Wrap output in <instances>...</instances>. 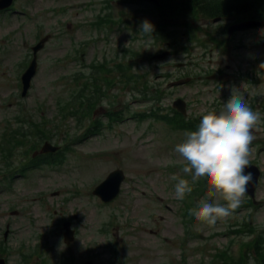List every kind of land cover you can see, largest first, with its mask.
Here are the masks:
<instances>
[{
  "label": "rangeland",
  "instance_id": "1",
  "mask_svg": "<svg viewBox=\"0 0 264 264\" xmlns=\"http://www.w3.org/2000/svg\"><path fill=\"white\" fill-rule=\"evenodd\" d=\"M146 5L110 0L108 9L105 0H16L12 10L0 13V141L5 130L19 125V116L45 122L54 132L49 141L64 147L61 164L28 168L23 175L19 163L29 160L25 147L16 150L8 168L0 162V257L7 264H220L214 256L220 250L228 248L237 257L240 244L258 233L264 244V25L248 26L228 40L227 33L219 31L232 20L213 23L201 13L173 19L155 8L145 12ZM106 12L116 19L121 16L131 27L91 25ZM145 19L164 25L161 28L171 34L164 35L165 42L175 45L171 56L153 64L151 55L170 47L161 45L159 36L151 44L145 42L140 36ZM189 21L195 22L205 42L190 46L192 54L185 52L187 40L182 37ZM45 35L49 39L38 53V72L28 95L22 97L24 65L32 58V46ZM127 47L140 52L134 57L140 64L135 70L146 73L145 85L161 94L144 98L120 82L117 71L108 73L118 84L97 101V109L115 111L118 121L98 114L103 117L95 127L98 134L71 141L82 137L86 124L78 128L76 119L59 124L65 102L92 80L94 62L111 60ZM84 69L91 71L85 74ZM218 70L232 76L226 82L218 77L210 80ZM102 73L97 67L96 79ZM166 73L170 78L165 80ZM178 79L184 82L169 85ZM236 90L261 114L249 157L262 170L257 202L247 207L246 194L231 217L209 227L186 215L207 195L206 181H193L184 174V162L174 150L190 130L172 127L166 118L175 116L171 107L177 97L187 101L186 118L195 122L209 111H220ZM158 113L165 120L139 116ZM117 169L125 174L120 194L105 203L93 191ZM173 176L193 185V192L182 201L175 197ZM64 220L76 229L69 244L63 237ZM245 222L255 227L253 232L244 227L243 233H234Z\"/></svg>",
  "mask_w": 264,
  "mask_h": 264
},
{
  "label": "clouds",
  "instance_id": "2",
  "mask_svg": "<svg viewBox=\"0 0 264 264\" xmlns=\"http://www.w3.org/2000/svg\"><path fill=\"white\" fill-rule=\"evenodd\" d=\"M155 26L145 19L140 25V36L145 42H154ZM264 65V64H262ZM85 74L90 69L83 70ZM261 114L253 111L239 90L233 91L222 109L209 111L199 120L196 130L185 132L183 142L175 146V152L184 162L182 169L193 181L203 178L207 183V195L199 200L189 214L199 222L214 227L218 221L231 217L242 205L248 185L253 180L250 165L254 129ZM175 197L184 200L193 192L188 179L172 177Z\"/></svg>",
  "mask_w": 264,
  "mask_h": 264
},
{
  "label": "trees",
  "instance_id": "3",
  "mask_svg": "<svg viewBox=\"0 0 264 264\" xmlns=\"http://www.w3.org/2000/svg\"><path fill=\"white\" fill-rule=\"evenodd\" d=\"M162 9L165 8L169 15L180 17H195L197 15L205 14L210 17L214 16H224V15H236L240 18H258L264 19V0H243V1H224V0H160ZM133 53V51H132ZM108 70L119 71L121 78L125 79L127 82L128 78L132 77V74L128 72L131 68V65H127L122 62L115 63L113 66L106 65L105 67ZM112 79V80H111ZM106 83L108 87L113 86L116 82L113 78H106ZM101 95V98L106 96L104 92ZM74 98L79 103L92 104V101L86 97L83 87H80L77 91L73 93ZM73 107L77 109L74 102L70 99L68 100L63 107V111L73 112ZM92 109V106H89ZM90 109V110H91ZM111 119L114 120V117L111 116ZM163 119V117H161ZM176 122V127H182L187 130H196L198 126V120L192 122L190 120H186V118L181 115L178 116V119H174ZM170 123H173L170 121ZM37 128V132H34L31 129V125L28 124V129H25V125L21 124L19 127H14L10 130H7L2 137V142H0V162H3L8 168L13 164V151L17 146L23 145L26 141H30L31 135H38L41 137L45 136V130L40 129V125L33 124ZM23 140L25 142H23ZM34 146L30 144L27 147V151L33 149ZM26 151V154L28 152ZM29 157V154H28ZM31 166H40L42 164H59L62 162L63 158L58 154H49L42 155L36 158L30 157ZM30 167V163L24 169ZM25 172V171H24ZM1 173V169H0ZM246 206H252V201L248 199L245 202ZM187 216H191L189 212L186 214ZM247 227L249 229V233L251 234L254 230V226L250 223L245 222L241 228L234 229V233H243V228ZM233 232V231H231ZM262 233L256 234L254 237L247 241H243L241 243L240 253L237 257H233L229 254L228 248L226 250H220V252L214 254L220 261V264H264V244L260 238H262ZM233 241V240H232ZM256 254V255H253ZM252 257L255 262H251Z\"/></svg>",
  "mask_w": 264,
  "mask_h": 264
},
{
  "label": "water",
  "instance_id": "4",
  "mask_svg": "<svg viewBox=\"0 0 264 264\" xmlns=\"http://www.w3.org/2000/svg\"><path fill=\"white\" fill-rule=\"evenodd\" d=\"M14 0H0V10L6 9L8 7H10L12 5ZM259 24L258 22H247V23H243L240 25H234L229 29V34H232V32L234 30L237 29H241L243 27H247V26H251V25H257ZM48 40V37H45L44 39H42L35 47H33L34 50V58L30 64V66L28 67V69L26 70V72L23 74V84H24V88H23V95H26L30 85H31V80L33 78V76L35 75L36 71H37V52L42 49L45 45V42ZM169 54V52H164L158 55H155L153 58H157V59H161L164 58L165 56H167ZM228 76H222L221 79H227ZM183 81H177L174 82L173 84H179L182 83ZM174 106L176 108H178L179 110H181L183 113H187L186 110V102L182 99H177L174 102ZM59 147L57 146H53L50 143H46L43 147V151L44 152H49V151H56ZM251 172L253 175V180L252 182L248 185V189H247V193L250 194L253 198H255V190L257 188L258 185V181H259V177L261 174V171L259 169L258 166L256 165H252L250 164L249 167L246 169V173ZM124 173L122 170L117 169L112 171L108 178L103 181L100 185H98L96 187V189L94 190V194L99 195L102 199H104L105 201H110L113 198H115L119 191H120V187H121V183L124 180ZM70 222H66L65 223V227L67 229V232L65 233V240L66 242H71L74 239V231L70 229ZM0 264H6L5 261L3 259H0ZM88 264H92V263H88Z\"/></svg>",
  "mask_w": 264,
  "mask_h": 264
}]
</instances>
